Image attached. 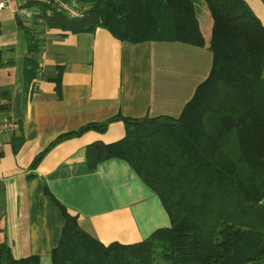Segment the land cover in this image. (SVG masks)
Instances as JSON below:
<instances>
[{
    "label": "trees",
    "instance_id": "16d2710c",
    "mask_svg": "<svg viewBox=\"0 0 264 264\" xmlns=\"http://www.w3.org/2000/svg\"><path fill=\"white\" fill-rule=\"evenodd\" d=\"M203 2L211 20L208 41L194 0H88L78 19L48 15L41 7L40 18L23 26L27 98L39 77L42 41L36 35L52 28L72 33L104 28L131 44L171 41L212 53L208 77L177 118L115 115L60 135L33 159L32 168L64 135L103 132L120 120L121 139L86 146L88 171L110 157L125 160L170 221L140 242L103 245L56 203L64 223L52 264H264V27L244 0ZM49 80L59 93V73ZM2 94L7 102L0 110H5L10 97ZM38 262L37 256L13 259L0 241V264Z\"/></svg>",
    "mask_w": 264,
    "mask_h": 264
},
{
    "label": "crops",
    "instance_id": "0c3cea01",
    "mask_svg": "<svg viewBox=\"0 0 264 264\" xmlns=\"http://www.w3.org/2000/svg\"><path fill=\"white\" fill-rule=\"evenodd\" d=\"M244 1L264 27V1ZM201 2L195 7L208 41L211 20ZM24 25L28 23L11 11H0V103L7 102L3 92L10 97L8 109L0 110V121L17 124L0 152V241L13 259L37 256L38 264H52L51 251L64 223L56 203L103 245L137 243L168 227L160 200L125 160L110 157L88 171L86 146L121 139L125 130L120 120L103 132L64 135L34 168L31 163L57 137L87 123L115 115L177 118L208 77L211 51L171 41L131 44L104 28L78 33L52 28L36 35L42 41L39 77L27 98ZM58 73L56 93L49 78Z\"/></svg>",
    "mask_w": 264,
    "mask_h": 264
},
{
    "label": "built area",
    "instance_id": "2783aa9c",
    "mask_svg": "<svg viewBox=\"0 0 264 264\" xmlns=\"http://www.w3.org/2000/svg\"><path fill=\"white\" fill-rule=\"evenodd\" d=\"M88 0H0V11H11L16 17L21 18L26 23H31L38 19L39 14L45 8L50 15L56 12L64 15L69 19H78L82 17L87 10ZM31 6L38 8L31 9ZM47 33V31L45 32ZM17 124L11 120L0 121V152L6 138H9L16 130Z\"/></svg>",
    "mask_w": 264,
    "mask_h": 264
},
{
    "label": "rangeland",
    "instance_id": "374dc122",
    "mask_svg": "<svg viewBox=\"0 0 264 264\" xmlns=\"http://www.w3.org/2000/svg\"><path fill=\"white\" fill-rule=\"evenodd\" d=\"M202 0H194L195 4H198L199 2H201ZM202 3V2H201ZM38 8V6H31V9H35ZM48 10L46 9L45 12H47Z\"/></svg>",
    "mask_w": 264,
    "mask_h": 264
}]
</instances>
